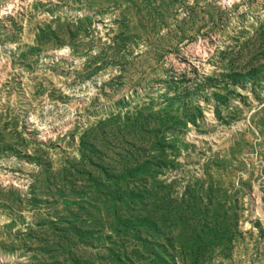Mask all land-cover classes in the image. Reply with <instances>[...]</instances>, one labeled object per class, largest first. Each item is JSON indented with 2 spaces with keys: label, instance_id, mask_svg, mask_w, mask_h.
I'll list each match as a JSON object with an SVG mask.
<instances>
[{
  "label": "rangeland",
  "instance_id": "1",
  "mask_svg": "<svg viewBox=\"0 0 264 264\" xmlns=\"http://www.w3.org/2000/svg\"><path fill=\"white\" fill-rule=\"evenodd\" d=\"M14 1L0 264H264V0Z\"/></svg>",
  "mask_w": 264,
  "mask_h": 264
},
{
  "label": "bare ground",
  "instance_id": "2",
  "mask_svg": "<svg viewBox=\"0 0 264 264\" xmlns=\"http://www.w3.org/2000/svg\"><path fill=\"white\" fill-rule=\"evenodd\" d=\"M14 3H15V5H17V4H20L21 3V0H15L14 1ZM14 4H10L9 6H8V8H9V10H11L13 7ZM6 11H8V10H5L4 12H6Z\"/></svg>",
  "mask_w": 264,
  "mask_h": 264
}]
</instances>
